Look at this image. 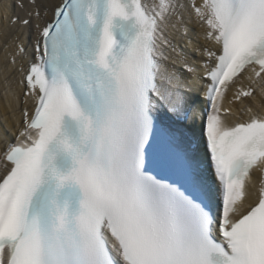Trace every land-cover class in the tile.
Here are the masks:
<instances>
[{
	"label": "snow or ice",
	"instance_id": "obj_1",
	"mask_svg": "<svg viewBox=\"0 0 264 264\" xmlns=\"http://www.w3.org/2000/svg\"><path fill=\"white\" fill-rule=\"evenodd\" d=\"M15 7L0 264H264V111L223 107L264 95V0Z\"/></svg>",
	"mask_w": 264,
	"mask_h": 264
},
{
	"label": "bare ground",
	"instance_id": "obj_2",
	"mask_svg": "<svg viewBox=\"0 0 264 264\" xmlns=\"http://www.w3.org/2000/svg\"><path fill=\"white\" fill-rule=\"evenodd\" d=\"M16 0H0V147H3L4 138L12 141L19 130L18 121L22 119L21 113L24 107L22 95L19 96L20 104L17 107V95L21 92L19 86V73H8L5 71L4 63V43L3 31L7 24V16L5 12L6 5H12L10 15H23L18 8L15 7ZM230 87L226 94L223 104L232 109L235 114L243 117L247 107L257 111H264V95L255 92L253 97H244L239 101L231 98ZM231 101V103H229ZM244 109V111H241ZM252 183L247 185L249 192L256 191V186L259 179V174L256 170L252 173Z\"/></svg>",
	"mask_w": 264,
	"mask_h": 264
}]
</instances>
